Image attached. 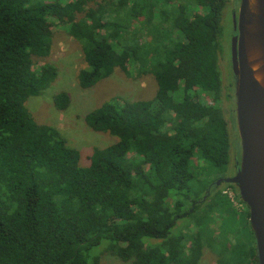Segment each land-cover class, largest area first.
I'll list each match as a JSON object with an SVG mask.
<instances>
[{"label": "trees", "instance_id": "obj_1", "mask_svg": "<svg viewBox=\"0 0 264 264\" xmlns=\"http://www.w3.org/2000/svg\"><path fill=\"white\" fill-rule=\"evenodd\" d=\"M227 1L0 0V264H199L204 247L216 264H258L247 206L216 183L234 128L219 106L233 97L219 69ZM56 28L80 46L81 88L128 65L157 85L153 99L114 96L85 114L117 139L86 165L25 105L57 76L44 60ZM69 101L54 96L59 110Z\"/></svg>", "mask_w": 264, "mask_h": 264}, {"label": "rangeland", "instance_id": "obj_2", "mask_svg": "<svg viewBox=\"0 0 264 264\" xmlns=\"http://www.w3.org/2000/svg\"><path fill=\"white\" fill-rule=\"evenodd\" d=\"M239 0H228L226 9H224V26L225 37L230 40L234 33L232 29V12L237 10ZM136 26L134 23L132 25ZM225 58H221L219 62V69L221 71L222 80L224 84L227 81L233 83L231 72V56L228 54ZM47 62L54 64L57 70V76L50 85L37 95L27 98L25 105L32 117L37 123L49 125L58 130V132L66 139L68 146L78 150L80 154V163L82 165L88 164V156L96 147L102 148L114 143L116 137L99 131L91 129L84 121V116L87 112L99 106L103 101L119 96L128 100L138 99H153L156 93V81L150 73L140 72L137 68H129L131 75H126L119 69H116L110 76L102 79L92 87L81 88L76 82V71L81 65V50L79 44L69 36L63 29L56 28L53 36V48L51 54L44 59ZM38 62L35 66H39ZM232 98L231 102L227 103L223 99L219 106L223 110L225 117L229 122L234 124L231 132V152L230 162L227 173L224 177L232 176L236 171V161L239 158V137L236 127L235 116V96L234 85L232 84ZM66 92L69 96V104L63 109L59 110L54 105V96L59 92ZM154 102V106H155ZM195 164V162H194ZM219 188L222 194H226L238 212L245 211V205L238 201L235 197V191L226 185L225 182L219 183ZM213 194V192H211ZM210 195V194H209ZM208 195V196H209ZM207 197H205V200ZM202 212L200 210L198 213ZM179 231H188L183 222L178 223ZM212 232H216L218 225L211 221L208 224ZM193 229V227H191ZM100 264H128L120 260L118 257L103 254L101 256ZM199 264H216L215 254L208 248L204 247L203 254L200 258Z\"/></svg>", "mask_w": 264, "mask_h": 264}, {"label": "water", "instance_id": "obj_3", "mask_svg": "<svg viewBox=\"0 0 264 264\" xmlns=\"http://www.w3.org/2000/svg\"><path fill=\"white\" fill-rule=\"evenodd\" d=\"M248 0H239L232 15L230 56L235 96L239 158L232 176L219 178L235 184L249 212L258 264H264V86L256 79L248 60V42H254L264 56V0H256V13L247 22Z\"/></svg>", "mask_w": 264, "mask_h": 264}, {"label": "bare ground", "instance_id": "obj_4", "mask_svg": "<svg viewBox=\"0 0 264 264\" xmlns=\"http://www.w3.org/2000/svg\"><path fill=\"white\" fill-rule=\"evenodd\" d=\"M256 0H248L246 19L251 23L256 13ZM248 60L253 68L256 79L264 86V56L263 50L254 42H248Z\"/></svg>", "mask_w": 264, "mask_h": 264}, {"label": "flooded vegetation", "instance_id": "obj_5", "mask_svg": "<svg viewBox=\"0 0 264 264\" xmlns=\"http://www.w3.org/2000/svg\"><path fill=\"white\" fill-rule=\"evenodd\" d=\"M236 11L232 12V15L235 13ZM232 19V18H231ZM233 30V29H232ZM234 33L231 35V37L235 34V31H233Z\"/></svg>", "mask_w": 264, "mask_h": 264}]
</instances>
